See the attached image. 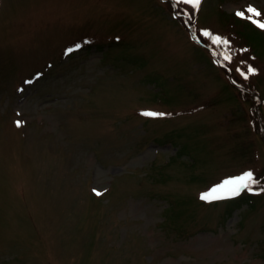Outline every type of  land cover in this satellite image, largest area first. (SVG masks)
<instances>
[{
  "label": "rangeland",
  "instance_id": "obj_1",
  "mask_svg": "<svg viewBox=\"0 0 264 264\" xmlns=\"http://www.w3.org/2000/svg\"><path fill=\"white\" fill-rule=\"evenodd\" d=\"M238 11L264 0H0V264H264V29Z\"/></svg>",
  "mask_w": 264,
  "mask_h": 264
},
{
  "label": "snow or ice",
  "instance_id": "obj_2",
  "mask_svg": "<svg viewBox=\"0 0 264 264\" xmlns=\"http://www.w3.org/2000/svg\"><path fill=\"white\" fill-rule=\"evenodd\" d=\"M201 3L202 0H177V4L191 5L193 9H198L201 6ZM246 12L254 14L255 17L261 16V13L257 9L251 6L246 10ZM236 15L241 18H246L256 26H258L259 28L264 29V20L254 19L252 15L246 16L245 12H240V11H238ZM203 35L212 36V41L215 44L228 43L226 39L222 40L220 36L212 35L208 31H204ZM224 59L230 60L231 56L225 55ZM255 72L256 69L251 65H249L247 67L246 72L242 71L241 75L247 78L248 75L255 74ZM143 115L150 117H158V116H163L165 114L155 111H145ZM21 123H22L21 121L16 122L18 127L21 125ZM257 184H259V180L254 176V173L252 171H246L238 176L224 179L221 183L215 185L209 191L202 193L200 198L201 200L210 202L214 200L234 197L240 195V193L245 190L249 192L253 191V185H257ZM261 191H264V189H261ZM94 192H96L97 195H101V193L96 191L95 189Z\"/></svg>",
  "mask_w": 264,
  "mask_h": 264
}]
</instances>
